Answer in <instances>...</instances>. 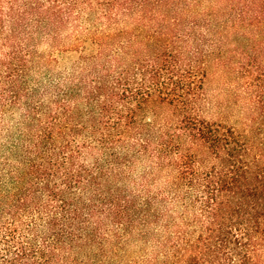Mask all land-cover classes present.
Masks as SVG:
<instances>
[{"label":"trees","instance_id":"16d2710c","mask_svg":"<svg viewBox=\"0 0 264 264\" xmlns=\"http://www.w3.org/2000/svg\"><path fill=\"white\" fill-rule=\"evenodd\" d=\"M0 264H264V0H0Z\"/></svg>","mask_w":264,"mask_h":264},{"label":"rangeland","instance_id":"374dc122","mask_svg":"<svg viewBox=\"0 0 264 264\" xmlns=\"http://www.w3.org/2000/svg\"><path fill=\"white\" fill-rule=\"evenodd\" d=\"M211 72L213 76L209 82V89L218 94L226 104H230L226 106V111L233 112L234 118L239 120L243 116L242 110L245 104L240 84L237 83L234 76L228 73L226 68L213 66Z\"/></svg>","mask_w":264,"mask_h":264}]
</instances>
